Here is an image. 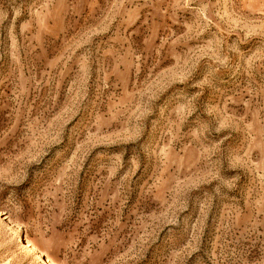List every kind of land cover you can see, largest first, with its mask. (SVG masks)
<instances>
[{
    "label": "rangeland",
    "instance_id": "374dc122",
    "mask_svg": "<svg viewBox=\"0 0 264 264\" xmlns=\"http://www.w3.org/2000/svg\"><path fill=\"white\" fill-rule=\"evenodd\" d=\"M51 263L264 264V0H0V264Z\"/></svg>",
    "mask_w": 264,
    "mask_h": 264
},
{
    "label": "bare ground",
    "instance_id": "6f19581e",
    "mask_svg": "<svg viewBox=\"0 0 264 264\" xmlns=\"http://www.w3.org/2000/svg\"><path fill=\"white\" fill-rule=\"evenodd\" d=\"M31 248L33 249L34 252H37V250L34 247H31ZM51 264H53V263H51Z\"/></svg>",
    "mask_w": 264,
    "mask_h": 264
}]
</instances>
